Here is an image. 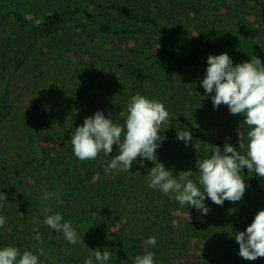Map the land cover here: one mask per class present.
<instances>
[{
	"label": "rangeland",
	"instance_id": "374dc122",
	"mask_svg": "<svg viewBox=\"0 0 264 264\" xmlns=\"http://www.w3.org/2000/svg\"><path fill=\"white\" fill-rule=\"evenodd\" d=\"M118 2L173 26L174 33L194 47L214 30L250 32L249 23L259 32L256 53L264 46L260 11L249 0H0V192L7 197L0 201V215L6 218L0 247L10 245L8 234L14 231L11 245L34 254L42 248L41 264H84L90 255L94 259L92 251L107 247L113 252L110 233L118 232L129 259L119 260L113 252L109 264H134L135 256L148 251L155 253V264H264V257L255 261L240 257L234 237L264 209V178L252 190L251 177L241 173L249 185L242 200H226L221 206L206 199L210 211L203 215L194 207L181 206L171 194L148 187L146 174L154 166L150 161L143 167L134 161L127 173L105 174L88 166L89 160L73 155L71 132L86 117L103 111L107 98L119 100L131 86L111 60L143 59L171 44L139 27L123 37L101 32L81 13L53 33H46L42 23L54 11L80 7L119 26L121 17L103 8ZM222 52L234 64L252 58L241 41L225 40L216 50L202 53L193 66L176 68L164 62L141 83L139 94L159 100L169 112L161 135L173 142L158 148L156 155L173 175L191 170L195 180L197 159L210 156L215 141L228 142L238 151L239 140L247 144L251 129L243 123L244 117L230 114L223 104L214 110L212 94H206L199 83L208 56ZM96 97L102 98L100 106L89 110ZM126 105L127 101L119 100L104 113L122 125ZM58 109L64 111L55 113ZM38 128L46 130L48 142L42 136L30 145L27 135L37 136ZM177 128H188L206 140L192 139L186 146L177 142ZM55 131L62 132L64 144L51 139ZM116 154L114 145L110 158ZM96 158L105 168L103 153ZM42 162L46 171L40 168ZM69 166L74 167V178L61 174ZM40 173L48 174L42 178ZM45 192L52 198L44 200ZM56 213L72 222L80 236L77 244L45 225L46 216ZM37 232L42 243L35 239ZM150 236L157 239L154 248L145 243Z\"/></svg>",
	"mask_w": 264,
	"mask_h": 264
},
{
	"label": "clouds",
	"instance_id": "9594fccd",
	"mask_svg": "<svg viewBox=\"0 0 264 264\" xmlns=\"http://www.w3.org/2000/svg\"><path fill=\"white\" fill-rule=\"evenodd\" d=\"M199 83L206 94H212L214 110L226 105L230 114H241L243 123L251 130L247 132V144L239 140V151L225 142L223 149L216 146L210 156L199 157L195 164L199 175L195 180L191 170L173 175L171 169H166L158 161L157 149L166 139L161 135V126L168 120L169 112L159 100L139 93L127 102L126 112L122 113L125 117L122 125L114 123L102 110L86 117L83 124L70 134L73 155L82 161L93 160L102 152L106 158L105 174L110 171L127 173L134 161L141 167L146 160L150 161L154 166L146 174L148 187L171 194L181 206L194 207L203 215L210 211L206 199L221 206L226 200L241 201L249 187L241 172L246 169L264 178V63L256 57L234 64L227 52L210 54L204 78ZM177 129L176 139L187 146L193 139L192 133L188 128ZM114 145L117 154L110 158ZM52 195L45 192L43 199L49 200ZM6 200V194L0 192V201ZM5 223L6 218L0 215V228ZM44 223L49 230L62 234L68 243L75 245L79 242L80 236L72 222L64 220L61 213L47 215ZM234 237L240 257L248 261L264 257V209L256 213L246 230L235 232ZM35 239L43 242L39 232ZM145 243L154 248L157 239L150 236ZM92 252L94 259L90 255L84 264H109L113 256L107 247L103 251L97 249ZM43 255L44 251L39 247L34 254L7 245L0 247V264H41L39 257ZM154 257L155 253L148 251L135 256L134 264H155Z\"/></svg>",
	"mask_w": 264,
	"mask_h": 264
},
{
	"label": "trees",
	"instance_id": "16d2710c",
	"mask_svg": "<svg viewBox=\"0 0 264 264\" xmlns=\"http://www.w3.org/2000/svg\"><path fill=\"white\" fill-rule=\"evenodd\" d=\"M253 2L260 11L259 14V22L262 28V31L264 33V0H249ZM103 8L110 9L113 11L114 14L121 17L120 19V25L116 26L113 19H105V18H98L95 14L88 12L85 9H82L80 7H66L62 10L54 11L48 15L45 16L44 22L42 23L44 30L46 33H53L65 24L68 20H70L72 17L76 16L77 14H84V16L87 18L88 21H90L97 30L101 32H111L113 34L119 35V37L127 36L130 34L134 28H142L145 29L153 34L161 35L167 42H169L171 45L164 46L162 48H159L154 53L144 57L143 59H112L111 63L113 65V68L116 72H120V74L128 81L131 82V86L122 93V97L119 100H125L129 101V99L139 93L141 91V83L142 81L147 77L148 72L155 68L156 66L161 65L164 62L171 63L176 68H185L193 66L201 57L202 53L206 51H213L217 48L221 47L225 40L230 41H241L244 44V49L249 51L251 59H255L256 57L260 59V55L264 59V46L261 47V51L259 53H256L255 51V43L254 41L257 40V37L259 35V32L252 27V24H248V29L250 32H246L244 29H240V32H227V31H220L217 32L216 30L213 31L212 35H210L207 38L202 37L201 43L199 47H194L192 45H189L185 41H182L175 33H174V27L169 26L165 22L161 21L160 19L156 18L155 16H151L149 14H146L144 12H141L137 10L136 8L123 3H111L109 5L104 6ZM211 10V9H210ZM207 13L209 14V5L207 8ZM18 18H20V15L18 14ZM227 32V33H225ZM261 60V59H260ZM262 63H264L263 60H261ZM100 97H96L94 101L91 103V107L89 110H93L95 108H98L101 104ZM111 99V98H110ZM107 98V101L103 105V112L108 111L109 108L116 105V103L119 100H110ZM110 100V101H109ZM88 110V111H89ZM63 109H58L55 113H61L63 112ZM43 123H41L42 125ZM59 122V126H60ZM62 125V124H61ZM39 126V125H38ZM46 130H42L38 128L37 136L33 135H27V139L30 141L28 142L30 145L33 142H38L42 140L43 142H48V134L45 132ZM192 133L193 139H201L206 140L205 137L201 134H197L194 132ZM62 132L55 131L53 132V137L51 139H59V141L64 144L65 139L61 138ZM50 140V139H49ZM173 141L170 140H164L162 143V146H166L171 144ZM182 143V141H178ZM215 146L221 147L223 149V145L217 141L214 142ZM32 160H35V157H32ZM103 162L99 161L97 158L93 160H89L86 162L88 166H94L95 170L99 172H103L104 166L101 164ZM45 162H42L40 165V168L46 171ZM43 166V167H41ZM244 177L251 176V188L252 190H255L260 182V179L262 177H259L258 175L254 173H249L245 169L241 172ZM48 173H40L39 177H44ZM62 175H69L70 177H75V171L73 166H69V169L67 171H61ZM72 188H76V186H71ZM14 232V231H13ZM13 232H10L8 234V240L9 244H15V235ZM6 231L2 228H0V236H5ZM110 236L113 238L114 241V247L113 252L114 255L119 260H128L129 256L127 253L126 245L121 237V235L118 232H111Z\"/></svg>",
	"mask_w": 264,
	"mask_h": 264
}]
</instances>
